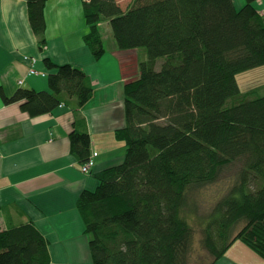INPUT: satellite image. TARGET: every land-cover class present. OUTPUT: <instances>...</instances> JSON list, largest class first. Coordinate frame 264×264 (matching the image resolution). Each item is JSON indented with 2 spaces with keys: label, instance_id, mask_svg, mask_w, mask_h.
<instances>
[{
  "label": "trees",
  "instance_id": "trees-1",
  "mask_svg": "<svg viewBox=\"0 0 264 264\" xmlns=\"http://www.w3.org/2000/svg\"><path fill=\"white\" fill-rule=\"evenodd\" d=\"M24 1L43 45L47 0ZM256 1L236 9L232 0H131L124 11L116 0L83 3L84 41L95 59L104 54L102 22L119 51L143 49L146 56L138 77L124 85L125 125L115 131L126 147L123 160L97 173L95 190L77 200L92 264H189L188 216L198 214L189 200L232 164L239 165L235 180L204 215L201 244L209 264L235 241L264 261V95L242 93L236 80L264 66ZM44 64L48 91L18 89L3 102L36 117L62 96L77 108L91 99L82 70ZM69 141L77 163L87 162L89 136L73 129ZM0 264H50L45 238L31 223L0 230Z\"/></svg>",
  "mask_w": 264,
  "mask_h": 264
},
{
  "label": "crops",
  "instance_id": "crops-1",
  "mask_svg": "<svg viewBox=\"0 0 264 264\" xmlns=\"http://www.w3.org/2000/svg\"><path fill=\"white\" fill-rule=\"evenodd\" d=\"M85 1L47 0L41 45L30 26L26 2L0 0V230L31 223L47 242L50 264H92L90 237L77 200L84 190H95L97 173L123 160L126 147L115 131L125 125L124 85L138 77V58L145 59L137 50L119 51L107 22L99 25V31L104 28V54L95 59L84 41ZM116 2L124 11L131 0ZM232 2L236 9L245 5V0ZM253 6L264 15V0ZM45 59L82 70L93 88L91 99L77 108L74 100L62 96L52 112L36 117L22 112L19 103L5 104L3 98L18 89L48 91ZM31 65L39 75H28ZM73 129L90 138L93 166L88 174L70 153ZM235 244L242 252L250 251L240 241L229 249ZM226 253L214 264H242ZM242 261L264 264L255 257Z\"/></svg>",
  "mask_w": 264,
  "mask_h": 264
},
{
  "label": "rangeland",
  "instance_id": "rangeland-1",
  "mask_svg": "<svg viewBox=\"0 0 264 264\" xmlns=\"http://www.w3.org/2000/svg\"><path fill=\"white\" fill-rule=\"evenodd\" d=\"M123 1V3H127L129 0H116ZM109 29V28H108ZM100 32L104 34V28L100 29ZM139 57L142 55L145 56V52L143 49H139ZM146 57V56H145ZM139 61L142 58H138ZM35 60V59H30ZM164 59L160 58L157 60L155 65V70H158L163 63ZM36 62V60H35ZM34 62V64H35ZM237 83L239 85L240 91L242 93L248 92L252 89H256L257 91L254 93V97L263 96L264 89L260 86L264 84V66L248 70L242 72L236 76ZM238 164H232L231 166L224 169L221 178L219 181L212 185H208L200 189L194 193V197L190 198L189 205L192 207L196 205L198 209L197 215H189L188 222L192 228V237H191V249L189 252V264H209L212 259L211 256L206 252L205 248L201 244V226L203 225L204 215H207L213 204L216 200L227 191L228 187L231 186L233 181L235 180L236 173L238 170ZM238 230V228H237ZM236 232V230H235ZM239 244H235V246L231 247L229 251L226 253L228 258H233L234 260H240L242 264L244 261L252 258H258L251 250H244L243 252L238 248ZM238 252V258L234 256V254ZM262 261V260H261ZM264 263V262H263Z\"/></svg>",
  "mask_w": 264,
  "mask_h": 264
},
{
  "label": "built area",
  "instance_id": "built-area-1",
  "mask_svg": "<svg viewBox=\"0 0 264 264\" xmlns=\"http://www.w3.org/2000/svg\"><path fill=\"white\" fill-rule=\"evenodd\" d=\"M35 60H31V63L34 64ZM33 65L30 66V69L28 71V75H34V76H37L39 75V73H37L34 68L32 67ZM42 77L45 76L44 73H41L40 74ZM22 84V81H18V85H21ZM92 157H89L88 161L85 162L84 164H82L80 166V171L83 173V174H88L90 172V169L91 167L93 166V161L91 159Z\"/></svg>",
  "mask_w": 264,
  "mask_h": 264
}]
</instances>
